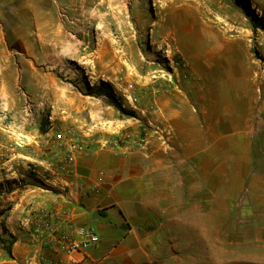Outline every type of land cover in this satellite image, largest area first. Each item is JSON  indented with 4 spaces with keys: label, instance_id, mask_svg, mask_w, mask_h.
I'll return each mask as SVG.
<instances>
[{
    "label": "rangeland",
    "instance_id": "obj_1",
    "mask_svg": "<svg viewBox=\"0 0 264 264\" xmlns=\"http://www.w3.org/2000/svg\"><path fill=\"white\" fill-rule=\"evenodd\" d=\"M63 9L61 18L84 38L67 47V61L58 67L72 105L36 109L22 90H1L0 80V237L7 244L15 237L7 227L12 211L23 218L35 212L32 205L16 208L30 186L2 170L9 149L22 144L24 116L31 131L44 134L52 113L59 127L80 125L91 150L146 151L156 143L174 152L175 131L159 111L161 103L178 96L194 108L195 90H211L220 100L224 90H254L247 125L236 120L243 104L240 110L224 111L214 103L202 115L203 142L215 155L216 174L210 180L201 176L199 183L203 197L210 182L216 185L219 202L217 219L203 222V229L233 232L226 239L232 245L218 264L221 258L231 264H264V0H70ZM25 99L31 105L26 113ZM78 103L89 109H74ZM233 116L234 124H226V117ZM223 196L229 207L222 204ZM0 251L5 259L13 258L1 241Z\"/></svg>",
    "mask_w": 264,
    "mask_h": 264
},
{
    "label": "crops",
    "instance_id": "obj_2",
    "mask_svg": "<svg viewBox=\"0 0 264 264\" xmlns=\"http://www.w3.org/2000/svg\"><path fill=\"white\" fill-rule=\"evenodd\" d=\"M68 3L70 0H0L1 90H22L36 109L72 105L66 99L69 88L58 67L67 61V47L82 44L84 38L61 18ZM213 94L195 90L194 108L178 96L161 103L159 111L175 131L174 152L163 151L156 143L146 151L89 149L79 156L75 175L68 181L57 178V187L45 185L53 159L52 148L45 145L48 134L31 131L30 119L24 116L22 144L9 149L2 168L9 179H24L30 186L16 208L32 205L35 211L70 212L75 225L95 228L101 242L88 254L98 264H218L219 256L227 255L232 245L226 239L233 232L203 229V222L217 219L219 202L216 185L210 182L203 197L199 183L201 176L210 180L216 174L215 155L203 142L207 138L202 135L201 118L213 110L214 103H221L224 111L240 110L237 106L243 104L236 120L247 125L255 93L224 90L221 100ZM26 104L25 99V113ZM74 109L86 111L89 107L78 103ZM234 117H226V124L233 125ZM223 198L222 204L229 207L230 200ZM221 210L227 213L225 208ZM16 211L7 219L8 234L17 238L13 258L5 259V251H0V264H36L43 244L21 226L30 212L23 218ZM96 212L101 217L94 220ZM249 252L247 244L245 254L249 256ZM42 253L54 257L47 247ZM205 256H210L208 261ZM223 259L221 264H231Z\"/></svg>",
    "mask_w": 264,
    "mask_h": 264
},
{
    "label": "built area",
    "instance_id": "obj_3",
    "mask_svg": "<svg viewBox=\"0 0 264 264\" xmlns=\"http://www.w3.org/2000/svg\"><path fill=\"white\" fill-rule=\"evenodd\" d=\"M27 100V111L31 110ZM66 117L68 113L63 112ZM68 122V120H65ZM48 139L45 145L53 150L50 168L46 170L48 187H57L56 179L69 180L75 175V165L82 153L91 149L88 134L80 127H59L53 113L49 117ZM21 226L42 242L54 254L46 257L38 251L36 264H98L91 260L89 251L101 242L95 228L75 225L72 213L61 210H37L26 218ZM31 264V263H30Z\"/></svg>",
    "mask_w": 264,
    "mask_h": 264
},
{
    "label": "trees",
    "instance_id": "obj_4",
    "mask_svg": "<svg viewBox=\"0 0 264 264\" xmlns=\"http://www.w3.org/2000/svg\"><path fill=\"white\" fill-rule=\"evenodd\" d=\"M255 29L257 30L258 29V26H255ZM109 98H110L112 104L115 107L121 109V105L119 104V102L114 97L109 96ZM7 184H10V182H8ZM0 185H2V184H0ZM9 191H10V189H9ZM11 191H13V190H11ZM3 230H4V233H7L8 232L4 227H3ZM10 237L12 239V243H10V244H7V242L4 239H2L1 237H0V241L5 246V250L9 254V256L10 257H13L12 247H13L14 243L16 242V240H15V237H13V236H10Z\"/></svg>",
    "mask_w": 264,
    "mask_h": 264
},
{
    "label": "water",
    "instance_id": "obj_5",
    "mask_svg": "<svg viewBox=\"0 0 264 264\" xmlns=\"http://www.w3.org/2000/svg\"><path fill=\"white\" fill-rule=\"evenodd\" d=\"M101 217V214L99 212H96L93 214L92 218L95 220L97 218Z\"/></svg>",
    "mask_w": 264,
    "mask_h": 264
},
{
    "label": "bare ground",
    "instance_id": "obj_6",
    "mask_svg": "<svg viewBox=\"0 0 264 264\" xmlns=\"http://www.w3.org/2000/svg\"><path fill=\"white\" fill-rule=\"evenodd\" d=\"M179 31V30H178ZM233 81V80H232Z\"/></svg>",
    "mask_w": 264,
    "mask_h": 264
}]
</instances>
